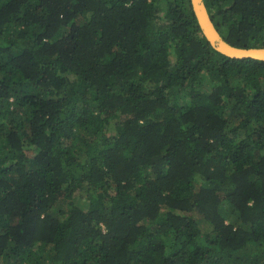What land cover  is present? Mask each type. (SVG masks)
<instances>
[{"label":"trees","instance_id":"obj_1","mask_svg":"<svg viewBox=\"0 0 264 264\" xmlns=\"http://www.w3.org/2000/svg\"><path fill=\"white\" fill-rule=\"evenodd\" d=\"M0 264H264V61L191 0H0Z\"/></svg>","mask_w":264,"mask_h":264},{"label":"water","instance_id":"obj_2","mask_svg":"<svg viewBox=\"0 0 264 264\" xmlns=\"http://www.w3.org/2000/svg\"><path fill=\"white\" fill-rule=\"evenodd\" d=\"M191 4L204 36L216 50L231 58H254L264 61V47H239L221 35L204 0H191Z\"/></svg>","mask_w":264,"mask_h":264},{"label":"rangeland","instance_id":"obj_3","mask_svg":"<svg viewBox=\"0 0 264 264\" xmlns=\"http://www.w3.org/2000/svg\"><path fill=\"white\" fill-rule=\"evenodd\" d=\"M160 15H161L162 17H164V15H165V11H164V10L161 11V12H160Z\"/></svg>","mask_w":264,"mask_h":264}]
</instances>
